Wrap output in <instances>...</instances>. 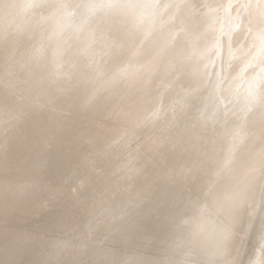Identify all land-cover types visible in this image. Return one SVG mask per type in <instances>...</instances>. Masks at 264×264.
<instances>
[{
	"label": "rangeland",
	"instance_id": "1",
	"mask_svg": "<svg viewBox=\"0 0 264 264\" xmlns=\"http://www.w3.org/2000/svg\"><path fill=\"white\" fill-rule=\"evenodd\" d=\"M263 259L264 0H0V264Z\"/></svg>",
	"mask_w": 264,
	"mask_h": 264
},
{
	"label": "bare ground",
	"instance_id": "2",
	"mask_svg": "<svg viewBox=\"0 0 264 264\" xmlns=\"http://www.w3.org/2000/svg\"><path fill=\"white\" fill-rule=\"evenodd\" d=\"M33 56H34V55H33ZM41 61H42V60H40V62H41ZM49 66H50V65H49ZM50 67H51V66H50ZM47 68H48V67H47ZM49 69H50V68H49ZM49 69H48V70H49ZM51 69H52V68H51ZM82 73H83V72H82ZM36 74H37V72H36ZM42 74H43V73H42ZM63 74H64V73H63ZM60 75H61V74H60ZM37 76H38V75H37ZM70 76H71V74H70ZM70 76H69V77H70ZM28 77H29V76H28ZM59 77H60V76H59ZM59 77H58V78H59ZM69 77H67V78H69ZM71 77H72V76H71ZM78 78H79V77H78ZM56 79H57V78H56ZM60 79H61V82H62V78H60ZM60 79H59V80H60ZM69 80H70V79H69ZM95 80H96V79H95ZM37 81H38V80H37ZM39 81H40V80H39ZM39 81H38V82H39ZM52 81H53V80H52ZM71 81H72V80H71ZM76 81H77V80H76ZM72 83H73V82H72ZM36 84H37V83H36ZM38 84H39V83H38ZM61 84H62V83H61ZM78 84H79V83H78ZM93 84H94V83H93ZM41 85H42V84H41ZM54 85H56V84H54ZM70 85H71V84H69V86H70ZM73 85H74V84H73ZM95 85H96V84H95ZM57 86H58V85H57ZM61 86H62V85H61ZM65 86H66V85H65ZM100 86H101V85H100ZM74 87L77 88L76 85H75ZM94 87H95V86H94ZM55 88H56V87H55ZM61 88H62V87H61ZM75 88H74V89H75ZM84 88H85V87H84ZM91 88H92V87H91ZM98 88H99V87H98ZM58 89H59V88H58ZM58 89H57V90H58ZM85 89H86V88H85ZM63 90H64V89H63ZM65 90H66V89H65ZM71 90H72V89H71ZM75 90H76V89H75ZM81 90H82V89H81ZM96 90H97V88H96ZM100 90H101V89H100ZM85 91H86V90H85ZM87 91H88V92L90 91V90H89V87H88V90H87ZM59 92H60V91H59ZM65 92H66V91H65ZM65 92H64V93H65ZM77 93H78V92H77ZM77 93H76V94H77ZM81 93H82V92H81ZM81 93H79V94L82 95ZM97 93H98V92H97ZM67 94H68V93H67ZM74 94H75V93H74ZM74 94H73V95H74ZM79 94H78V95H79ZM62 95H63V93H62ZM62 95H61V96H62ZM94 95H95V94H94ZM58 96H59V94H58ZM87 96H88V95H87ZM66 97H67V96H66ZM76 97H77V96H76ZM81 97H82V96H81ZM49 98H50V97H49ZM86 98H87V97H86ZM88 98H89V97H88ZM125 98H126V97H125ZM69 99H70V98H69ZM96 99H97V98H96ZM86 100H88V99H86ZM86 100H85V101H86ZM71 101H72V99H71ZM77 101H78V100H77ZM89 101H90V100H89ZM116 101H117V100H116ZM118 101H120V100H118ZM68 102H70V101H68ZM72 102H74V101H72ZM80 102H81V101H80ZM95 102H97V101H95ZM76 103H77V102H76ZM85 103H86V102H85ZM87 103H89V102H87ZM91 103H92V101H91ZM91 103H90V105H91ZM100 103H101V102H100ZM122 103H123V102H122ZM45 104H46V103H45ZM74 104H75V103H74ZM81 104H82V102H81ZM104 104H105V103H104ZM116 104H117V103H116ZM124 104H125V103H124ZM16 105H17V104H16ZM18 105H19V104H18ZM68 105H69V104H68ZM88 105H89V104H88ZM118 105H119V104H118ZM120 105H121V103H120ZM72 106H73V105H72ZM75 106H76V105H75ZM116 106H117V105H116ZM70 107H71V106H70ZM77 107H79V106H77ZM83 107H84V106H83ZM117 107H118V106H117ZM120 107H121V106H120ZM122 107H123V104H122ZM8 108H9V107H8ZM84 108H85V107H84ZM86 108H87V107H86ZM114 108H115V107H114ZM118 108H119V107H118ZM4 109H5V108H4ZM53 110H54V109H53ZM125 110H126V108H125ZM121 112H122V111H121ZM125 112H126V111H125ZM126 113H128V112H126ZM4 114H5V112H4ZM122 114H123V113H122ZM21 115H22V114H21ZM116 115H117V114H116ZM129 115H130V114H129ZM7 116H8V115H7ZM10 116H11V115H10ZM18 116H20V115H18ZM57 116H58V115H57ZM106 116H107V114H106ZM127 116H128V115H127ZM127 116H126V117H127ZM113 117H114V116H113ZM119 117H120V116H119ZM124 117H125V115H124ZM129 117H130V116H129ZM130 118H131V117H130ZM124 119H125V118H124ZM124 119H123V120H124ZM127 120H128V118H127ZM134 121H135V120H134ZM102 122H103V121H102ZM102 122H101V123H102ZM118 122H119V121H118ZM11 123H12V122H11ZM104 123H105V122H104ZM14 124H15V123H14ZM17 124H19V123H17ZM96 125H97V124H96ZM114 125H115V124H114ZM118 125H119V124H118ZM120 125H122V124H120ZM125 125H126V124H125ZM15 126H16V125H15ZM106 126H107V125H106ZM109 126H111V125H109ZM109 126H108V128H109ZM12 127H13V126H12ZM65 128H66V127H65ZM111 128H112V126H111ZM131 128H132V127H131ZM3 129H4V128H3ZM59 129H60V128H59ZM94 129H96V128H94ZM99 129H100V128H99ZM91 130H92V129H91ZM97 130H98V129H97ZM97 130H96V131H97ZM111 130H112V129H111ZM114 130H115V129H114ZM137 130H138V129H137ZM7 131H8V130H7ZM87 131H88V130H87ZM87 131H86V132H87ZM99 131H100V130H99ZM101 131H102V128H101ZM133 131H134V130H133ZM135 131H136V130H135ZM150 131H151V130H150ZM111 132H112V131H111ZM117 132H118V130H117ZM129 132H130V131H129ZM136 132H137V131H136ZM98 133H99V132H98ZM103 133H104V132H103ZM131 133H132V131H131ZM138 133H139V132H138ZM141 133H142V132H141ZM94 134H95V133H94ZM139 134H140V133H139ZM120 135H121V134H120ZM131 135H132V134H131ZM131 135H130V136H131ZM133 135H134V134H133ZM91 136H92V135H91ZM112 136H113V135H112ZM102 137H103V135H102ZM107 137H108V136H107ZM126 137H127V135H126ZM134 137H135V136H134ZM96 138H97V137H96ZM56 139H57V138H56ZM101 139H102V138H101ZM103 139H104V138H103ZM112 139H113V137H112ZM116 139H117V138H116ZM122 139H123V138H122ZM107 140H108V139H107ZM5 141H6V139H5ZM95 141H96V140H95ZM70 142H71V141H70ZM93 142H94V141H93ZM96 142H97V141H96ZM99 142H100V141H99ZM81 143H82V142H81ZM107 143H108V142H107ZM107 143L104 142V144H107ZM15 144H16V143H15ZM60 144H61V143H60ZM125 144H126V143H125ZM4 145H5V144H4ZM95 145H96V144H95ZM115 145H116V144H115ZM121 145H122V144H121ZM136 145H137V144H136ZM142 145H143V144H142ZM160 145H161V144H160ZM221 145H223V144H221ZM221 145H220V147H222ZM225 145H226V144H225ZM100 146H101V145H100ZM112 146H113V145H112ZM128 146H129V145H128ZM161 146H162V145H161ZM3 147H4V146H3ZM115 147H116V146H115ZM227 147H229V146H227ZM89 148H90V147H89ZM104 148H105V147H104ZM112 148H113V147H112ZM67 149H68V148H67ZM94 149H95V148H94ZM119 149H120V148H119ZM137 149H138V148H137ZM163 149H164V147H163ZM203 149H204V148H203ZM214 149H217V148H214ZM214 149H213V150H214ZM226 149L229 150V148H226ZM15 150H16V149H15ZM205 150H206V149H204V151H205ZM219 150H220V149H219ZM162 151H163V150H162ZM196 151H197V150H196ZM211 151H212V150H211ZM223 151H225V150H223ZM229 151H230V150H229ZM98 152H99V151H98ZM100 152H101V151H100ZM153 152H154V151H153ZM191 152H192V151H191ZM200 152H201V150H200ZM206 152H207V151H206ZM212 152H213V151H212ZM119 153H120V152H119ZM155 153H156V152H155ZM165 153H166V152H165ZM196 153H197V152H196ZM219 153H220V152H219ZM221 153H222V152H221ZM230 153H231V152H230ZM92 154H93V153H92ZM132 154H133V153H132ZM153 154H154V153H153ZM153 154H151V155H153ZM205 154H206V153H205ZM93 155H94V154H93ZM93 155H92V156H93ZM108 155H109V154H108ZM144 155H145V154H144ZM168 155H169V154H168ZM190 155H191V154H190ZM216 155H217V154H216ZM221 155H222V154H221ZM86 156H87V155H86ZM103 156H104V155H103ZM161 156H162V155H161ZM194 156H196V154H195ZM203 156H205V155H203ZM212 156H213V155H212ZM226 156H227V155H226ZM3 157H4V156H3ZM122 157H123V156H122ZM153 157H154V156H153ZM158 157H159V156H158ZM178 157H180V156H178ZM197 157H198V156H197ZM197 157H195V159H196ZM223 157H225V156H223ZM232 157H234V156H232ZM11 158H13V157H11ZM220 158H221V157H220ZM225 158H226V157H225ZM86 159H87V158H86ZM201 159H203V158H201ZM210 159H211V158H210ZM216 159H217V158H216ZM221 159H222V158H221ZM227 159H228V158H227ZM138 160H139V159H138ZM143 160H144V159H143ZM160 160H161V157H160ZM235 160H236V159H235ZM235 160H234V161H235ZM8 161H10V160H8ZM14 161H15V160H14ZM126 161H127V160H126ZM209 161H210V160H209ZM222 161H223V160H222ZM224 161H225V160H224ZM231 161H232V160H231ZM231 161H230V162H231ZM234 161H233V162H234ZM4 162H5V161H4ZM21 162H22V161H21ZM157 162H158V161H157ZM196 162H197V161H196ZM226 162H228V161H226ZM233 162H232V163H233ZM262 162H263V161H262ZM10 163H11V161H10ZM25 163H26V162H25ZM149 163H150V162H149ZM167 163H169V161H168ZM193 163H194V162H193ZM201 163H202V161H201ZM217 163H220V162H217ZM232 163H229V165H231ZM8 164H9V162H8ZM21 164H22V163H21ZM132 164H133V163H132ZM145 164H146V163H145ZM152 164H153V163H152ZM195 164H196V163H195ZM205 164H206V163H205ZM208 164H209V163H208ZM220 164L222 165V163H220ZM235 164H236V163H235ZM9 165H10V164H9ZM9 165H8V166H9ZM114 165H115V164H114ZM143 165H144V164H143ZM143 165H142V166H143ZM165 165H166V164H165ZM198 165H199V163H198ZM206 165H207V164H206ZM218 165H219V164H218ZM218 165H217V166H218ZM221 165H220V166H221ZM225 165H226V163H225ZM225 165H224V166H225ZM236 165H237V164H236ZM24 166H25V165H24ZM66 166H67V165H66ZM148 166H149V165H148ZM159 166H160V165H159ZM194 166H195V165H194ZM220 166H219V167H220ZM224 166H221V167H224ZM233 166H234V165H233ZM239 166H240V165H239ZM146 167H147V166H146ZM160 167H161V166H160ZM170 167H171V166H170ZM201 167H202V165H201ZM234 167H235V166H234ZM260 167H261V166H260ZM18 168H19V167H18ZM20 168H21V167H20ZM129 168H130V167H129ZM151 168H152V167H151ZM167 168H169V167H167ZM196 168H197V167H196ZM216 168H218V167H215V169H216ZM226 168H228V165H227ZM235 168H236V167H235ZM143 169H144V168H143ZM145 169H146V168H145ZM178 169H179V168H178ZM209 169H210V168H209ZM231 169L233 170V167H232ZM18 170H19V169H18ZM63 170H64V169H63ZM151 170H152V169H151ZM213 170H214V167H213ZM224 170H226V169L224 168ZM224 170H223V171H224ZM235 170H236V169H235ZM237 170H238V169H237ZM258 170H259V169H258ZM258 170H257L256 172H258ZM20 171H21V170H20ZM24 171H25V170H24ZM86 171H87V170H86ZM105 171H106V170H105ZM128 171H129V170H128ZM163 171H164V170H163ZM201 171H202V170H201ZM204 171H205V169H204ZM210 171H212V170H210ZM16 172H18V171H16ZM96 172H97V171H96ZM121 172H122V171H121ZM131 172H132V171H131ZM142 172H143V171H142ZM165 172H166V171H165ZM188 172H189V171H188ZM216 172H217V170H216ZM216 172H214V174L212 173V176H214V175L216 176V177H214L213 179L217 178L218 175H219V174L216 175V174H215ZM226 172H227V171H226ZM228 172H229V171H228ZM228 172H227V173H228ZM231 172H232V171H231ZM240 172H241V171H239V173H237V172H235V173H236V174H240ZM147 173H148V172H147ZM152 173H153V172H152ZM209 173H210V172H209ZM217 173H218V172H217ZM219 173L221 174V176L218 177V179H215V180L221 182L220 178L222 177V173H221V172H219ZM243 173H245V172H243ZM126 174H127V173H126ZM143 174H144V173H143ZM145 174H146V173H145ZM169 174H170V173H169ZM194 174H195V173H194ZM223 174H224V173H223ZM241 174H242V173H241ZM254 174H255V173H254ZM254 174H253V175H254ZM119 175H120V174H119ZM164 175H165V174H164ZM171 175H172V174H171ZM171 175H170V176H171ZM189 175H190V174H189ZM232 175H233V173H232ZM54 176H55V175H54ZM84 176H85V175H84ZM87 176H88V175H87ZM158 176H159V175H158ZM184 176H185V175H184ZM202 176H203V175H202ZM204 176H205V174H204ZM208 176H209V175H208ZM210 176H211V174H210ZM228 176H229V175H228ZM240 176H241V175H240ZM247 176H248V175H247ZM61 177H62V176H61ZM82 177H83V176H82ZM131 177H133V176H131ZM187 177H188V176H187ZM190 177H191V175H190ZM229 177H230V176H229ZM243 177H244V176H243ZM18 178H19V177H18ZM127 178H128V177H127ZM146 178H147V177H146ZM159 178H160V177H159ZM159 178H158V179H159ZM164 178H165V177H164ZM204 178H205V177H204ZM204 178H202V179H204ZM225 178H226V177H223V179H225ZM234 178H235V177H234ZM14 179H15V177H14ZM149 179H150V178H149ZM193 179H194V178H193ZM213 179H212V180H213ZM223 179H222V181H225V180H226V179H225V180H223ZM229 179H230V178H229ZM240 179H241V178H240ZM135 180H136V179H135ZM142 180H143V179H142ZM160 180H161V179H160ZM163 180H164V179H163ZM186 180H187V179H186ZM212 180L210 179V181H212ZM231 180H233V179H231ZM243 180H244V179H243ZM243 180H242V181H243ZM101 181H102V180H101ZM117 181H118V180H117ZM125 181H126V180H125ZM127 181H128V179H127ZM195 181H196V180H195ZM197 181H198V180H197ZM202 181H203V180H202ZM226 181H227V180H226ZM136 182H137V181H136ZM145 182H146V181H145ZM158 182H159V181H158ZM176 182H177V181H176ZM176 182H175V183H176ZM220 182H219V183H220ZM137 183H139V182H137ZM149 183H150V182H149ZM214 183H215V182H214ZM214 183H213V184H214ZM226 183H227V182H226ZM228 183H230V181H229ZM228 183H227V184H228ZM236 183H237V181H236ZM109 184H110V183H109ZM162 184H163V183H162ZM203 184H204V183H203ZM205 184H206V183H205ZM205 184H204V185H205ZM215 184H217V183H215ZM221 184H222V183H221ZM221 184H218V185H221ZM230 184H231V183H230ZM230 184H229V185H230ZM237 184H238V183H237ZM61 185H62V184H61ZM79 185H80V184H79ZM186 185H188V183H187ZM198 185H199V184H198ZM209 185H210V184H209ZM211 185H212V184H211ZM218 185H216V186H218ZM233 185H234V184H233ZM103 186H104V185H103ZM115 186H116V185H115ZM132 186H134V185H132ZM170 186H171V185H170ZM106 187H107V186H106ZM113 187H114V186H113ZM162 187H164V185H162ZM162 187H161V188H162ZM219 187H220V186H219ZM221 187H222V186H221ZM226 187H227V185H226ZM233 187H234V186H233ZM100 188H101V187H100ZM102 188H103V187H102ZM119 188H120V187H119ZM139 188H140V187H139ZM144 188H145V187H144ZM157 188H158V187H157ZM210 188H211V187H210ZM214 188H215V187H214ZM216 188H217V187H216ZM222 188H223V187H222ZM228 188H230V187H228ZM108 189H110V188H108ZM159 189H160V188H159ZM207 189H208V188H207ZM223 189H224V188H223ZM236 189H237V188H236ZM254 189H255V188H254ZM92 190H93V189H92ZM101 190H102V189H101ZM122 190H123V189H122ZM130 190H131V189H130ZM133 190H134V189H133ZM172 190H173V189H172ZM217 190H218V189H217ZM224 190H225V189H224ZM227 190H229V189H227ZM233 190H234V189H233ZM111 191H112V190H111ZM134 191H135V190H134ZM137 191H139V190H137ZM141 191H142V190H141ZM191 191H192V190H191ZM205 191H206V190H205ZM209 191H210V189H209ZM211 191H212V190H211ZM225 191H226V190H225ZM92 192H93V191H92ZM195 192H196V191H195ZM213 192H214V190H213ZM217 192H218V191H217ZM217 192H215V193H217ZM220 192H221V191H220ZM226 192H227V191H226ZM229 192H230V191H229ZM249 192H250V191H249ZM120 193H121V192H120ZM161 193H162V192H161ZM202 193H203V192H202ZM205 193H207V192H205ZM209 193H211V192H209ZM90 194H91V193H90ZM95 194H96V193H95ZM115 194H116V193H115ZM123 194H124V192H123ZM213 194H214V193H213ZM227 194H228V193H227ZM230 194H231V192H230ZM230 194H228V196H229ZM48 195H49V194H48ZM141 195H142V194H141ZM182 195H183V194H182ZM216 195H217V194H215V196H216ZM219 195H220V193H219ZM219 195H218V196H219ZM66 196H67V195H66ZM78 196H79V195H78ZM78 196H77V197H78ZM89 196H90V195H89ZM131 196H132V195H131ZM136 196H137V195H136ZM187 196H188V195H187ZM204 196H205V195H204ZM218 196H217V197H218ZM221 196H223V194H222ZM64 197H65V196H64ZM68 197H69V196H68ZM79 197H80V196H79ZM84 197H85V196H84ZM124 197H125V196H124ZM139 197H140V196H139ZM168 197H169V196H168ZM180 197H181V196H180ZM195 197H196V196H195ZM217 197H215L216 200H217ZM226 197H227V196H226ZM58 198H60V197H58ZM82 198H83V197H82ZM94 198H95V197H94ZM106 198H108V197H106ZM116 198H118V197H116ZM119 198H120V197H119ZM122 198H123V197H122ZM136 198H137V197H136ZM190 198H191V197H190ZM190 198H189V199H190ZM202 198H203V197H202ZM67 199H68V198H67ZM74 199H75V198H74ZM155 199H156V198H155ZM176 199H177V198H176ZM213 199H214V198H213ZM220 199H221V198H220ZM223 199H224V198H223ZM250 199H251V198H250ZM131 200H132V199H131ZM131 200L128 199V201H131ZM141 200H142V199H141ZM160 200H161V199H160ZM180 200H181V199H180ZM214 200H215V199H214ZM214 200H213V201H214ZM221 200H222V199H221ZM221 200H220V201H221ZM244 200H245V199H244ZM244 200H243V201H244ZM62 201H63V200H62ZM64 201H65V200H64ZM72 201H73V200H72ZM75 201H76V199H75ZM117 201H120V199L117 200ZM132 201H133V200H132ZM225 201L227 202V199H225ZM253 201H254V200H253ZM60 202H61V201H60ZM81 202H82V201H81ZM105 202H106V201H105ZM180 202H181V201H180ZM189 202H190V201H189ZM211 202H212V201H211ZM223 202H224V201H223ZM226 202H225V203H226ZM245 202H246V201H245ZM78 203H79V202H78ZM103 203H104V202H103ZM113 203H114V202H113ZM123 203H124V202H123ZM123 203H122V204H123ZM128 203H129V202H128ZM131 203H132V202H131ZM176 203H177V202H176ZM199 203H203V202H199ZM214 203H215V201H214ZM225 203H224V204H225ZM241 203H242V202H241ZM55 204H56V203H55ZM64 204H65V203H64ZM100 204H101V203H100ZM221 204H222V203H221ZM226 204H227V203H226ZM243 204H244V203H243ZM243 204H242V205H243ZM57 205H60V204L58 203ZM186 205H187V204H186ZM186 205H185V206H186ZM211 205H212V204H211ZM217 205H218V204H217ZM217 205H216V206H217ZM219 205H220V204H219ZM239 205H240V204H239ZM246 205H247V204H246ZM75 206H76V205H75ZM84 206H85V205H84ZM124 206H125V205H124ZM199 206H200V204H199ZM201 206H202V205H201ZM58 207H59V206H58ZM82 207H83V206H82ZM82 207H81V208H82ZM120 207H121V206H120ZM220 207H221V205H220ZM228 207H229V206H228ZM89 208H90V207H89ZM92 208H93V207H92ZM104 208L106 209V207H104ZM126 208H127V207H126ZM132 208H133V207H132ZM132 208H131V209H132ZM161 208H162V207H161ZM182 208H183V206H182ZM187 208H188V207H187ZM203 208H205V207H203ZM225 208H226V207H225ZM238 208H240V207H238ZM238 208H237V209H238ZM94 209H95V208H94ZM100 209H101V208H100ZM122 209H124V208H122ZM195 209H196V208H195ZM207 209H208V208H207ZM213 209H214V207H213ZM247 209H248V207H247ZM250 209H251V208H250ZM92 210H93V209H92ZM110 210H111V209H110ZM200 210H201V209H200ZM221 210H222V208H221ZM85 211H86V210H85ZM117 212H118V210H117ZM122 212H123V210H122ZM183 212H184V210H183ZM194 212H195V210H194ZM196 212H197V210H196ZM198 212H199V210H198ZM205 212H206V210H205ZM210 212H211V210H210ZM212 212H213V210H212ZM148 213H149V212H148ZM203 213H204V212H203ZM229 213H230V212H229ZM175 214H176V213H175ZM178 214H179V213H178ZM195 214H196V213H195ZM199 214H200V213H199ZM236 214H237V213H236ZM146 215H147V214H146ZM200 215H201V214H200ZM210 215L213 216L214 214H210ZM210 215H209V216H210ZM188 216H190V215H188ZM191 216H192V215H191ZM199 217H200V216H199ZM205 217H206V216H205ZM200 218H201V217H200ZM212 218H214V217H211V219H212ZM230 218H231V214H230ZM236 218H237V216H236ZM202 219H203V218H202ZM206 219H207V217H206ZM215 219H216V218H215ZM243 219H244V218H243ZM182 220H183V219H182ZM194 220H195V219H194ZM194 220H193V221H194ZM217 220H218V219H217ZM234 220H235V218H234ZM131 221H132V220H131ZM142 221H143V220H142ZM145 221H146V220H145ZM147 221H148V220H147ZM221 221H222V220H221ZM245 221H246V220H245ZM162 222H163V221H162ZM187 222H188V221H187ZM189 222H190V221H189ZM191 222H192V221H191ZM209 222H210V221H209ZM215 222H216V220H215ZM230 222H231V221H230ZM239 222H240V221H239ZM137 223H138V222H137ZM140 223H141V222H140ZM142 223H143V222H142ZM205 223H207V222H205ZM223 223H225V222H223ZM223 223H222V224H223ZM133 224H134V223H133ZM201 224H202V223H201ZM209 224H210V223H209ZM214 224H216V223H214ZM220 224H221V223H220ZM187 225H191V224H186V226H187ZM203 225H204V223H203ZM144 226H145V225H144ZM164 226H165V225H164ZM183 226H184V225H183ZM199 226H200V225H199ZM206 226H207V225H206ZM212 226H213V224H212ZM212 226H211V227H212ZM229 226H230V225H229ZM142 227H143V226H142ZM167 227H168V226H167ZM190 227H191V226H190ZM190 227H189V228H190ZM203 227H204V226H203ZM224 227H225V226H224ZM134 228H135V227H134ZM175 228H176V227H175ZM243 228H244V227H243ZM185 229H187V228L185 227ZM202 229L204 230V228L201 227V232H202ZM213 229H214V228H213ZM218 229H219V228H218ZM221 229H222V228H221ZM225 229H226V228H225ZM134 230H136V228H135ZM139 230H140V229H139ZM144 230H145V229H144ZM144 230H143V231H144ZM163 230H165V229H163ZM179 230H180V229H179ZM211 230H212V229H211ZM229 230H230V229H229ZM141 231H142V230H141ZM183 231H184V230H183ZM194 231H195V230H194ZM223 231L225 232L224 229H223ZM244 231H245V230H244ZM166 232H167V231H166ZM166 232H165V233H166ZM192 232H193V231H192ZM198 232H199V231H198ZM198 232H196V233H198ZM207 232H208V231H207ZM213 232H214V230H213ZM157 233H158V232H157ZM205 233H206V232H205ZM211 233H212V232H211ZM227 233H228V232H227ZM142 234H143V233H142ZM189 234H190V233H189ZM191 234H192V233H191ZM193 234H195V233H193ZM198 234H199V233H198ZM201 234H203V233H201ZM201 234H200V236H201ZM207 234H208V233H207ZM163 235H164V234H163ZM174 235H175V234H174ZM195 235H196V234H195ZM212 235H213V233H212ZM212 235H211V236H212ZM222 235H224V234H222ZM238 235H239V234H238ZM240 235H241V234H240ZM135 236H136V235H135ZM140 236H141V235H140ZM143 236H144V235H143ZM176 236H177V235H176ZM192 236H193V235H192ZM198 236H199V235H198ZM240 237H241V236H240ZM136 238H137V237H136ZM165 238H166V237H165ZM179 238H180V237H179ZM147 239H149V238H147ZM168 239H169V238H168ZM182 239H183V238H182ZM193 239H194V238H193ZM197 239H198V237H197ZM216 239H217V238H216ZM225 239H226V238H225ZM140 240H141V239H140ZM151 240H152V239H151ZM165 240H166V239H165ZM141 241H142V240H141ZM144 241H145V239H144ZM195 241H196V240H195ZM220 241H221V240H220ZM119 242H120V241H119ZM123 242H124V241H123ZM156 242H157V241H156ZM197 242H198V241H197ZM200 242H201V241H200ZM213 242H214V241H213ZM135 243H136V242H135ZM201 243H202V242H201ZM217 243H218V242H217ZM217 243H216V244H217ZM219 243H220V242H219ZM195 244H196V243H195ZM198 244H199V243H198ZM216 244H215V245H216ZM220 244H221V243H220ZM262 244H263V243H262ZM133 245H134V244H133ZM163 245H164V243H163ZM215 245H214V246H215ZM218 245H219V244H218ZM192 246H193V245H192ZM202 246H203V245H202ZM136 247H137V246H136ZM182 247H183V246H182ZM194 247H195V246H194ZM194 247H193V248H194ZM197 247H198V246H197ZM217 247H218V246H217ZM173 248H174V247H173ZM205 248H206V247H205ZM210 248H211V247H210ZM219 248H220V245H219ZM178 249H179V248H178ZM196 249H197V248H196ZM200 249H201V248H200ZM213 249H214V248H213ZM213 249H212V250H213ZM216 249L218 250V248H216ZM146 250H147V249H146ZM153 250H154V249H153ZM157 250H158V249H157ZM184 250H185V249H184ZM192 250H195V249H192ZM236 250H237V249H236ZM159 251H160V250H159ZM159 251H158V252H159ZM173 251H174V250H173ZM190 251H191V250H190ZM208 251H209V250H208ZM210 251H211V250H210ZM185 252H186V251H185ZM199 252H200V251H199ZM214 252H215V250H214ZM109 253H110V252H109ZM159 253H160V252H159ZM178 253H179V252H178ZM165 254H166V253H165ZM190 254H191V252H190ZM211 254H212V252H211ZM222 254H223V253H222ZM161 255H162V254H161ZM174 255H176V254H174ZM192 255H193V253H192ZM208 255H209V254H208ZM215 255H216V254H215ZM156 256H157V255H156ZM204 256H205V255H204ZM159 257H160V256H159ZM166 257H167V254H166ZM176 257H177V256H176ZM176 257H175V258H176ZM211 257H212V256H211ZM211 257H210V258H211ZM215 257H217V256H215ZM171 258H172V257H171ZM164 259H165V258H164ZM207 259H208V258H207ZM255 259H257V258H255ZM261 259H262V256H261ZM140 260H141V259H140ZM172 260H173V259H172ZM179 260H181V259H179ZM198 260H199V259H198ZM208 260H209V259H208ZM263 260H264V259H263ZM169 261H170V260H169ZM190 261H191V260H190ZM216 261H217V260H216ZM219 261H220V260H219ZM154 262H155V261H154ZM207 262H208V261H207ZM217 262H218V261H217ZM220 262H221V261H220ZM224 262H225V261H224ZM227 262H229V261H227ZM261 262H262V261H261ZM165 263H166V262H165ZM213 263H214V262H213ZM136 264H137V263H136ZM166 264H167V263H166ZM215 264H216V263H215ZM219 264H220V263H219Z\"/></svg>",
	"mask_w": 264,
	"mask_h": 264
}]
</instances>
